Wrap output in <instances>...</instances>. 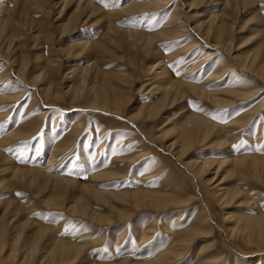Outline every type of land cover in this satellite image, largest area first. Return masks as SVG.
I'll use <instances>...</instances> for the list:
<instances>
[{"label": "rangeland", "instance_id": "obj_1", "mask_svg": "<svg viewBox=\"0 0 264 264\" xmlns=\"http://www.w3.org/2000/svg\"><path fill=\"white\" fill-rule=\"evenodd\" d=\"M128 1H118L119 7ZM192 2L202 23L227 12L231 18L226 16L228 25L233 20L229 27L232 33H228L236 54L264 53V0H242L238 10L230 9L226 0H189ZM171 3L153 27L143 26L144 32L156 31L167 22L177 0ZM74 9L72 0H0V56L9 60L3 61L0 76L12 65H19L30 77L37 74L34 70L40 66L57 60L59 79L64 74L71 76L70 71L84 73L89 82L94 81L93 72L101 71L119 79L122 88L127 85L121 96L126 104L113 112L82 111L72 107H83L84 100H60L57 107L61 109L55 108L42 117L39 106L32 103L30 88L21 99L0 100V140L19 127L34 129L31 137L10 136L0 143V226L5 227L7 242L4 252L18 250L27 240L37 250L28 259L26 252H13V258L21 264L26 260L34 264L39 255L53 251L58 244H70L76 250L64 253L60 264L156 262L155 258L178 237V228L192 226L191 218L199 211L200 219L204 215L208 218L207 233L201 232L199 241L187 245L168 264H197L203 242L209 249L206 257L219 256L213 264H238V257L251 264L261 258L264 264V90L254 98L239 97L231 102L233 105L221 107L206 103L207 99L188 89L184 95L173 88L168 93L163 84L179 81L182 73L200 61L192 59L188 66L181 67L190 54L180 56V60L171 56L175 49L191 41L192 32L172 40L162 39L154 53L136 52L122 36L118 48L112 45L106 35V20L99 16L87 19ZM147 14L127 13L118 20V26L139 29L149 21ZM86 41L91 44L85 45ZM101 43L109 46L99 49ZM206 54L201 52L200 57ZM161 60L173 77L161 79L163 84L154 77L159 69L154 67L151 72V67ZM204 71L197 79L193 75L189 80L205 82L210 70ZM230 79L213 82L208 89L228 88ZM65 83L64 86L70 84L69 80ZM12 91L9 86L3 87L0 95L17 92ZM56 113L61 117L54 122ZM196 116L207 123L206 128H195L188 142L179 136L178 139L177 133L184 125L196 127ZM250 116L253 117L247 120ZM235 120L241 123L231 124ZM78 124L82 127L76 141L47 168L52 175L37 174V167L49 162L53 149L67 140ZM194 162L211 165L200 170ZM105 170L108 171L103 176H94ZM216 185L228 188L229 193L222 197ZM140 193L172 194L174 198L188 199L190 206L183 220L174 222L175 215L183 211H174L175 203L164 210L138 206L134 196ZM123 207L129 216L119 215L117 209ZM249 220L256 225L254 229L243 228ZM151 223L156 229H148ZM144 234L147 235L143 237ZM53 256L59 258L58 253Z\"/></svg>", "mask_w": 264, "mask_h": 264}, {"label": "bare ground", "instance_id": "obj_2", "mask_svg": "<svg viewBox=\"0 0 264 264\" xmlns=\"http://www.w3.org/2000/svg\"><path fill=\"white\" fill-rule=\"evenodd\" d=\"M64 1L68 3L71 0H64ZM72 1L73 3H75L74 10L79 16H86L87 19L91 17L99 16L101 17V20H106V23H107V24L105 23L107 27L106 35L110 37V39L113 41L112 43V41L110 40L112 45L116 48L120 46L119 40H120V36H122L125 39V44L129 45L130 48L135 49L136 52H138L139 50H145V51L148 50L154 53L155 49L159 48L156 45H158V42H162L161 41L162 39L166 38L170 40L173 37H177V36L180 37V35L181 34L183 35L185 32L187 33L188 31L192 32L193 34H190V35H193L191 37V41L180 48L177 46L178 48L175 49L171 53V56L172 58L174 57L175 59L178 58L177 60H180L179 59L180 56L186 57V55L192 54V56L189 55L185 59V64L181 65V67L188 66L194 60L195 62L197 60H200V61H198L196 65L189 67L186 72L182 73V76L179 81L174 82V80L172 81L169 80L165 84L162 83L161 79H166V78L173 79L172 75H170L171 73L169 74V71L165 67V65L163 66L164 64L163 60L157 62L156 65H153V67H151V70H152L151 72H153L152 68L154 67L155 69H159L156 73H154L155 74L154 77L157 79L160 78L161 84L164 85L163 88L166 90V92L168 91V93H170L171 92L170 89L173 88V90H175L174 91L175 93L177 94L179 93L180 95L183 93L184 95L185 90L187 91L188 89V91L196 93L199 97L207 99V101H205L206 103L210 102L214 105V107H216V105L221 107L222 105L230 104L231 102L234 103L235 101L234 99H237L239 97L244 98V97L249 96V98L251 97L254 98L255 96L259 95L261 91L264 90V53L261 55L258 54V56H257V52L256 54L254 52H253L254 54H251L252 53L251 52L246 55H239L235 53L236 51L235 47L233 45L231 46V43L233 44L232 42L233 40L232 38H230L231 36H229V33H228L231 31V30L229 31V27L230 28L232 27L233 20L231 21V23H229L230 25H228L227 17L230 18V16H228L227 12L222 16H219V17L214 16V18L212 17V20L211 21L208 20L209 21L208 23H204V22L202 23L199 19H197V15L195 13L196 7L193 4V2L189 3V0H177L176 6L173 8L172 12L167 16V19H165V21L167 22H165L163 26L159 24L161 26L160 29L156 31L150 30L149 32H144L143 26L148 24L149 27H153L154 23L157 21V19H159L157 17H160V15L163 14V12H165L164 10L168 9L169 6L172 4L171 2H174L175 0H130L123 7H119L118 5L119 3L118 1L120 0H72ZM241 3H243L242 0L241 1L240 0H226L225 4L227 6H230V9L232 7L233 9L237 8L238 10L239 5H241ZM127 13H132V14L139 15V16L149 13L150 19L148 22L141 24L142 29L141 28L132 29L130 27L123 28V27L118 26V20ZM229 20H231V18ZM174 25L176 29L173 28ZM149 27H146V28H149ZM22 31L23 30L21 29L20 32L22 33ZM262 42H264V40ZM84 44L89 45L91 44V42L86 41ZM108 46L109 45L105 43H101L97 47H99V49H107ZM201 52L202 53L207 52V54L203 58H201L200 57ZM0 58H2V60L0 61V68L3 67L2 65L3 61H7V63H9V60L3 59V57L1 56ZM198 66H201V67L197 68ZM59 68H60V65L57 60H50L45 65L40 66L37 70H34V73H37V74H34L29 77L26 74L25 68L19 65H12L11 69L7 70L4 76H0V90L3 87L9 86L12 88L13 91H17V92L12 93L11 95L10 94L0 95V100L21 99L24 92L30 88L33 90V93H32L33 102L32 103L34 104V106H39L38 113H39V116L41 115L42 117H45L53 109L59 108L57 107L58 106L57 101H60V100L64 101L67 99H70L74 101L75 103H76V100H79V101L84 100L83 107H79V106L72 107V108H78L79 110L82 109V111H90L93 109H96V110L104 109V111L113 112V110L117 111L121 109L122 106H125L126 103H124V101L121 99V96L123 94L122 92H124L125 88H127L125 87L127 85H124L122 88L123 82L122 83L119 82V79L112 78L108 76L106 72H103V71H101V73L93 72L92 79L94 81H90V82H89L90 78H87V76L84 73L81 74L80 71H79L80 73L79 72L75 73V71L74 72L70 71L71 76H69L68 75L69 73H68V74H64V77H60L59 79ZM202 69L203 71H201ZM208 69L210 70V72L205 77V80H204L205 82L203 83L201 82L198 84V83H193L192 78H191V81L189 80L190 79L189 77H193V75L194 77L196 76V79H197L198 76L206 72L204 70H208ZM77 75H80V78H77ZM229 77L231 79L227 83V85L229 86L228 88L214 89L213 87L214 90H212V88L210 87L208 89V86L209 85L212 86L213 82L221 83V82H218L219 80L226 82L227 78ZM72 79H75V82ZM238 79H241V80H238ZM66 80H69L70 84L67 86H64L66 84L65 83ZM24 81L27 83H25ZM36 82H39V83H36ZM46 82L47 84H45ZM173 95H176V94H173ZM231 95L233 97L232 99L229 98L231 97ZM174 99L175 97H173V100ZM232 103L231 105H233ZM142 106L143 105H141V107ZM55 116H54L55 118L54 122H57L58 119L61 117V113H56ZM253 116L248 117L249 119L247 120H250ZM131 117H133V115H131ZM199 117L200 116L194 117L196 127H191V126H188L187 124H186L187 126L184 125L181 131H179V134L177 133V138L179 136L180 138H183L185 141H187L192 136V132L195 131V128L205 129L207 126V123L204 120H200ZM78 118L82 119L84 118V116H82V118L79 116ZM83 120L84 119H82V121ZM72 123H76V122H72ZM80 123L83 124L82 122ZM234 123L240 124L241 120L240 121L235 120V122L231 124H234ZM81 124H78L77 126L75 125L76 126L75 128L72 125L74 130L69 134L68 137H66L67 140H65L62 144L58 146L56 145L57 147L53 149L49 162L43 167L42 166L37 167V170H38L36 171L37 174H40V173L51 174V172H48L47 168L50 167L51 164H53L60 155L65 154L64 152L74 143V141H76L77 135L80 134V131H81V127H82ZM32 135H34L33 127L30 128L27 126H23L21 128L19 127V129L16 130L10 136L12 137L15 136L19 138H28V137H31ZM10 136L3 137V139L0 140V143H3L4 141H8ZM174 144L175 143L172 142L171 146H174ZM64 161H65V158H64ZM62 163L61 162L59 163V167L62 165ZM194 163L198 164V167L200 170L201 169L203 170L206 168V166L211 165V163L208 164L206 162H203L201 164L197 162H194ZM107 171L108 170L99 171L94 176L96 178H99L100 176H103V174H105V172ZM58 176L55 175V177H58ZM218 185L214 187L218 189L217 193L219 192V195L225 196L229 193L228 188L224 186L222 188H218L217 187ZM238 191L240 193L242 192L240 187ZM230 196L231 195H229V197ZM134 198H135L136 205L138 206L146 205L151 208L153 207L156 210L157 208H162L164 210V208L168 207V205L170 206V204L175 203L176 207H173L174 208L173 210L177 211V209H179L183 211H180V213L175 215L176 219L174 222L182 221L183 218L185 217L184 212L185 210H187L186 207L190 206L188 199L183 198V197L174 198L172 197V194L153 195V194L140 193V194H136ZM228 198L226 200H228ZM120 207L122 208V206ZM123 208L124 209H121V210L117 209L119 211V215L122 217L125 215H128L127 214L128 210L125 207ZM168 209H171V207ZM195 212L194 214L196 215H194L191 218L192 219L191 222L193 225L184 230L178 228V232H179L178 237L176 236L177 238L175 239L174 243L168 246L166 250L159 255L160 257L155 258L157 259V261L152 262L153 261L152 260L146 263L143 262V264H156L158 262L160 264H168L173 259H175V255H181L182 254L181 251L184 250L187 245H190L192 243L199 241L201 237L200 236L201 232L207 233L208 231V218L206 215L203 214L204 216L202 217V219H200L201 213L199 211H197L196 213ZM251 221L253 222V220H249V223L248 224L245 223L243 225L244 227L243 226L242 227L245 229H249V227L254 229L256 225L253 224ZM152 223H151V226H148V229L150 230L156 229V227ZM257 228H259V226ZM150 230L148 233H150ZM146 233H147V229H146ZM145 235L147 234H144L143 237H145ZM4 236H5V227L1 225L0 226V264H12V263L21 264L18 261L16 262V259L13 258V252L17 253V251H19V252H23V254L26 252V256H28L30 253L33 254L32 252L34 250H37V246L29 245L28 241L24 240V242L26 243L21 245V247L18 250L4 252L6 248V244H7ZM199 247L198 248L200 250V253L198 252L199 256L196 257L198 261L197 264H213L217 262L219 256L214 257V256L207 254V257H206V253H208L207 250H209L206 243L203 242L201 245H199ZM54 248L55 249L53 251L46 252V253L43 252L41 255H39V258L36 260V262H33V263L34 264H60L62 263V257L64 253H68L69 251L76 252V250H74L75 246L70 245V244L69 245L68 244H58ZM55 253L59 254V258H55L53 256L55 255ZM200 254H203V255H200ZM29 257L30 256H28L26 259H28ZM260 260L261 258H258L256 263L258 262L257 264H261ZM236 262H238V264H251L250 261L244 260L239 257L237 258ZM25 263L29 264L27 260Z\"/></svg>", "mask_w": 264, "mask_h": 264}, {"label": "snow or ice", "instance_id": "obj_3", "mask_svg": "<svg viewBox=\"0 0 264 264\" xmlns=\"http://www.w3.org/2000/svg\"><path fill=\"white\" fill-rule=\"evenodd\" d=\"M177 75H179V73H177Z\"/></svg>", "mask_w": 264, "mask_h": 264}]
</instances>
